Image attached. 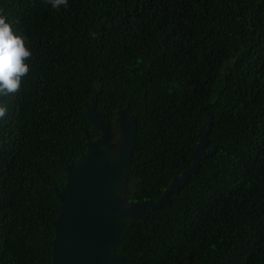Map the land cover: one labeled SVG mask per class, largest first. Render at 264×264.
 I'll return each mask as SVG.
<instances>
[{
	"label": "trees",
	"instance_id": "1",
	"mask_svg": "<svg viewBox=\"0 0 264 264\" xmlns=\"http://www.w3.org/2000/svg\"><path fill=\"white\" fill-rule=\"evenodd\" d=\"M30 50L0 95V264H50L53 188L100 133L136 117L127 200L160 198L206 153L169 205L133 221L114 264H264V0H0ZM114 135L116 133L114 132Z\"/></svg>",
	"mask_w": 264,
	"mask_h": 264
},
{
	"label": "water",
	"instance_id": "2",
	"mask_svg": "<svg viewBox=\"0 0 264 264\" xmlns=\"http://www.w3.org/2000/svg\"><path fill=\"white\" fill-rule=\"evenodd\" d=\"M88 123L100 135L85 137V151L63 168V186L53 188L59 202L52 220L53 240L50 264H114L121 257L113 251L133 221H144L146 213L169 205V195H177L189 176L197 172L206 153L210 118L205 113L196 133L197 143L189 168L174 176L157 200H127L130 159L135 144L136 117L122 108L116 111L113 129L95 111V99L84 105ZM114 132L116 135H114Z\"/></svg>",
	"mask_w": 264,
	"mask_h": 264
},
{
	"label": "clouds",
	"instance_id": "3",
	"mask_svg": "<svg viewBox=\"0 0 264 264\" xmlns=\"http://www.w3.org/2000/svg\"><path fill=\"white\" fill-rule=\"evenodd\" d=\"M52 8L67 6V0H48ZM30 50L25 46V38L15 34L9 23L0 17V95L17 90L21 77L28 71L26 58ZM6 109L0 106V117Z\"/></svg>",
	"mask_w": 264,
	"mask_h": 264
}]
</instances>
